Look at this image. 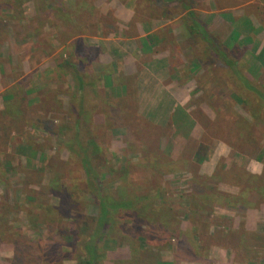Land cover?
<instances>
[{"label":"rangeland","instance_id":"374dc122","mask_svg":"<svg viewBox=\"0 0 264 264\" xmlns=\"http://www.w3.org/2000/svg\"><path fill=\"white\" fill-rule=\"evenodd\" d=\"M119 10L135 12L131 25L165 32L137 60L162 56L183 75L185 60L205 59L190 74L224 76L225 59L204 39L186 50L190 19L170 24L183 0H0V98L6 106L25 87L44 95L27 130L9 137L10 124L0 126V264H86L90 238L98 264H187L190 256L202 264L206 251L264 264V51L253 56L256 81L236 83L239 98L193 93L172 113L164 99L142 115L123 113L119 98L99 106L86 92L79 109L73 65L105 47L98 37L119 39ZM102 77L92 74L94 83ZM220 79L228 81L213 87L230 92L234 83ZM80 139L99 157L94 170Z\"/></svg>","mask_w":264,"mask_h":264},{"label":"crops","instance_id":"0c3cea01","mask_svg":"<svg viewBox=\"0 0 264 264\" xmlns=\"http://www.w3.org/2000/svg\"><path fill=\"white\" fill-rule=\"evenodd\" d=\"M183 3L186 10L175 11L173 15L171 12L168 17L170 24L175 19H190L192 25L190 28L192 29L189 28L186 31V43L190 48L187 47L186 50L194 51L195 41L204 39L205 47L208 50H216L218 56L225 59L223 62V64L226 63L225 66L219 67V69L223 67L224 76H220L218 73L221 72H217L215 68H210L212 76H205V69H198L195 76L190 74L193 73L194 67H205V59L201 61L193 58L189 61L185 60L189 63L188 70H185L183 75L178 73V68L173 67L171 61L162 56L154 57L150 61L143 60L141 62L137 60L132 55L141 53L142 57L143 54H147V51L152 50V42L155 45L158 42L159 44L164 43L166 41L164 39L165 32L160 27L150 29L140 24L131 25L130 20L135 12L119 10L115 11L114 15L123 21L121 36L119 37L120 42H118L119 39L113 37L116 35L115 32L112 37H98L103 41L105 47L95 57L86 58L88 64H86V60L81 58L73 65L79 79L76 88L80 93L75 97L79 109L85 104L83 100L88 97L85 93L89 92L92 99L94 92H96L99 106L108 107V99H122L123 104L119 103L118 106L123 110V113L149 114L152 109L159 108L164 99H166L168 113H172L177 109L181 99H188L193 96V93L202 92V94L205 93V96L209 93L212 95L216 93L218 97L227 98L231 97V93L234 92V97L239 98L241 90L238 87L236 91V83L239 85L243 81L247 83L256 81L255 77L258 74L256 71L252 72L251 68L255 62L253 58L255 53L264 51V0H183ZM168 30L170 36H178L177 27L171 25ZM153 33V41L146 39ZM83 35L86 36V34H81V36ZM188 37L192 40L190 41ZM170 43H175L172 38H170ZM76 47L78 48V45ZM115 54L123 56L125 59L115 60ZM109 56L112 59H109ZM139 62L141 63L138 65ZM207 64L210 66V63ZM87 66L88 68H86ZM116 72L122 73L121 82L113 81V76L110 77ZM93 73L102 74V79L94 83L95 81L92 80ZM225 73L227 74L225 75ZM221 77L229 78V81L234 83L230 92L221 90L220 87H213L212 84L216 82L228 81V79H220ZM196 82L203 84V86L198 87V90L194 85ZM205 82L210 84L208 90L205 89ZM14 83L16 81L11 85ZM25 88L23 94L16 95L13 92V96H9V103L6 106L4 99L0 98V126L3 128V125L8 127L10 124L4 132L9 137L14 135L17 130H27L29 125L33 124L29 120V115L33 114V106L37 108L43 103V94L36 96L30 91V88ZM3 89L0 77V93L4 91ZM127 108L133 110L125 111ZM122 112L120 111V113ZM17 114L19 115L18 119ZM2 136L0 131V137ZM4 145L2 144L0 147ZM202 174L203 177L209 175L203 172ZM204 255L209 257V261L207 263L205 258V261L201 262L202 264H237L233 260L234 257L228 256V252L220 251L215 255L214 252L206 251ZM259 257L263 258V256ZM195 260H197L196 257L190 256L187 264H196Z\"/></svg>","mask_w":264,"mask_h":264},{"label":"trees","instance_id":"16d2710c","mask_svg":"<svg viewBox=\"0 0 264 264\" xmlns=\"http://www.w3.org/2000/svg\"><path fill=\"white\" fill-rule=\"evenodd\" d=\"M79 136H80V134H79ZM78 143H80L82 145L81 148H83L84 155H85V158H86L85 160L87 161L86 163L88 164L89 168L90 169L95 168L96 160H98L99 157L96 159V157L93 156V154H92L93 150L90 149V143H88V147L87 148L84 146L83 140L80 139V141H78ZM95 245H97V241H95L94 238H92V239L90 238V240H88V242L86 244V248L89 251V256H88V258L85 261L86 264H98L96 262L97 258H96L95 252H96L97 248H96Z\"/></svg>","mask_w":264,"mask_h":264}]
</instances>
